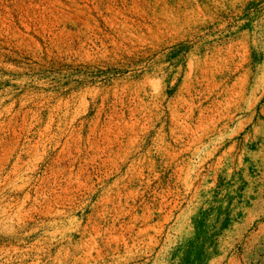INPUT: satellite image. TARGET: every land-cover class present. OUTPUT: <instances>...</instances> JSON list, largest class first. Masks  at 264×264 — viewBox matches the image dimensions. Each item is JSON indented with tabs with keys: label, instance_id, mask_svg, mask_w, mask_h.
Masks as SVG:
<instances>
[{
	"label": "rangeland",
	"instance_id": "rangeland-1",
	"mask_svg": "<svg viewBox=\"0 0 264 264\" xmlns=\"http://www.w3.org/2000/svg\"><path fill=\"white\" fill-rule=\"evenodd\" d=\"M0 264H264V0H0Z\"/></svg>",
	"mask_w": 264,
	"mask_h": 264
}]
</instances>
